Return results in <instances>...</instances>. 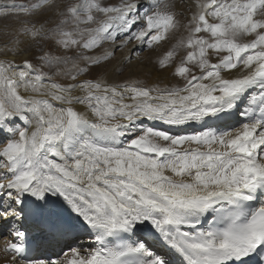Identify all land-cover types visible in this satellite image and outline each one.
Masks as SVG:
<instances>
[{"label": "snow or ice", "instance_id": "obj_1", "mask_svg": "<svg viewBox=\"0 0 264 264\" xmlns=\"http://www.w3.org/2000/svg\"><path fill=\"white\" fill-rule=\"evenodd\" d=\"M162 44L172 79L125 76ZM0 231L6 264H264V0L0 4Z\"/></svg>", "mask_w": 264, "mask_h": 264}, {"label": "bare ground", "instance_id": "obj_2", "mask_svg": "<svg viewBox=\"0 0 264 264\" xmlns=\"http://www.w3.org/2000/svg\"><path fill=\"white\" fill-rule=\"evenodd\" d=\"M8 0H0V4H6ZM178 4H182V0H177ZM131 47V46H130ZM170 47V44H162V46L156 51L153 52L148 49H144L143 51H139L138 49H133V52L139 51V56L136 60L133 61V65L131 69L125 70V76L129 74V71H135L138 75V78L145 80L148 83H152L154 81L163 80L167 81L169 79H172L169 75V72L171 69H169L168 72H162L157 69L155 65V60L157 55H162L164 51H166ZM123 52H127V49H124ZM143 52V53H142ZM121 52H117L116 54V60H119L121 57ZM116 60L113 61V63H116ZM3 231H0V234H2ZM8 236L6 239L8 240L6 243H4V247H1L0 250V264H6L8 257L11 255L10 253L5 252V245L12 240V237ZM87 247V244L85 245ZM59 253V249L55 251H43L40 253L34 252L33 255H41L44 258H48V255H51V258H56L57 254Z\"/></svg>", "mask_w": 264, "mask_h": 264}, {"label": "rangeland", "instance_id": "obj_3", "mask_svg": "<svg viewBox=\"0 0 264 264\" xmlns=\"http://www.w3.org/2000/svg\"><path fill=\"white\" fill-rule=\"evenodd\" d=\"M143 53V52H142ZM8 236H6V234L3 232L2 234H0V250L1 247H4V243H6L8 240L6 239Z\"/></svg>", "mask_w": 264, "mask_h": 264}]
</instances>
